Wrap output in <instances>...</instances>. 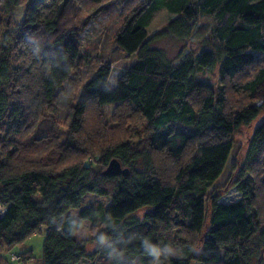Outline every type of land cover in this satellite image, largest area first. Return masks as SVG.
Listing matches in <instances>:
<instances>
[{
    "label": "trees",
    "instance_id": "trees-1",
    "mask_svg": "<svg viewBox=\"0 0 264 264\" xmlns=\"http://www.w3.org/2000/svg\"><path fill=\"white\" fill-rule=\"evenodd\" d=\"M85 1L105 2L29 0L13 31L3 34L0 26V264L8 262L3 248L23 244L42 227L47 233L40 263L78 264L89 256L75 237L85 220L104 224L97 238L110 264L157 256L173 232L172 245L182 256L170 264H251L264 247V229L261 247H249L261 227L254 176L243 171L212 194L209 211L206 195L224 171L235 131L264 112V0H139L115 35L119 49L137 53L136 61L113 88L111 66L104 63L78 96L71 91L60 143L55 120L44 111L58 110L63 85L82 57L74 24L81 20L80 9L89 15ZM22 2L1 0V7L15 17ZM163 9L176 17L150 37L147 27ZM201 16L215 19L212 33L220 49H203L176 62L152 46L156 36L186 40ZM217 66L219 91L196 81L198 72ZM110 105H117L116 125H107L101 115ZM121 105L129 112L116 115ZM127 124L129 138L141 139V152L140 143L115 132ZM263 146L264 120L254 130L248 159ZM153 154L176 161V172L161 175ZM91 156L103 169H95ZM115 158L129 169L126 176L104 174ZM88 194L108 197L110 204L83 208ZM146 207L143 218L135 216ZM72 210H79L77 217ZM207 217L199 249L175 242L181 239L178 228L200 233Z\"/></svg>",
    "mask_w": 264,
    "mask_h": 264
},
{
    "label": "rangeland",
    "instance_id": "rangeland-1",
    "mask_svg": "<svg viewBox=\"0 0 264 264\" xmlns=\"http://www.w3.org/2000/svg\"><path fill=\"white\" fill-rule=\"evenodd\" d=\"M28 1L29 0H23L20 5L21 7L17 10V15L11 17L3 12L0 0V26L3 34L13 31V29L16 28L18 22L22 20L25 9L24 7ZM138 1L139 0H105L103 3H88L85 1L84 4L87 7V11L89 10V15L85 14V12L80 9L81 20L75 21L74 26L81 42L82 57L78 62L76 70L63 85V92L61 94L63 100L58 102L57 113L53 112L52 109L44 111V114L47 117H52L55 120V130L53 131L54 135L60 138V140L57 139L60 143L63 141L67 132L68 122L64 105L67 102L66 100L70 96L71 91H75L78 96L83 85L95 74L97 68L104 63L111 66V74L108 84L109 87L113 88L122 73L136 61L137 53L128 55L119 49L115 43V35L122 24L124 17L131 12ZM175 17V14H172L165 9L157 11L154 14L150 25L147 27L148 35L154 37ZM214 25L215 19L213 17L201 16L193 23L192 34L186 40L181 41L169 35L156 36L154 40H152V46L163 50L169 59L175 60L176 62L179 58H182L185 55H196L203 49H213L216 51L220 49L221 43L213 37L212 29ZM258 59L261 61L263 55L258 54ZM196 81L204 83L214 91H219V67L217 66L213 70L198 72L196 74ZM116 107L117 105H110L101 108L103 121L107 125H116V122L112 118ZM35 111L39 112V106H36ZM128 112L129 111L125 110L123 105H121L119 109H117L116 115H121V113L127 114ZM263 120L264 112L262 111L257 119L250 125L241 126L235 131L232 136L233 149L224 171L221 176L211 184L206 195V204L209 211L210 197L212 194L222 192L228 186L232 185L241 176L243 171L254 176L256 182L255 210L258 213V218L261 223L260 231L254 235L249 242V247L254 249L261 247L263 236H260V232L264 229V146L253 158L248 159V155L254 130ZM119 126H123L121 121ZM127 127H129V124H127L125 128L117 127L115 132H117L118 135H122L123 138L127 137L131 143H140L141 146L136 148V150L141 152L144 149L142 146L143 143L140 142L141 139L138 137L129 138L130 131L127 130ZM90 128H93V125L89 126V129ZM43 142L44 141H41L39 146H43ZM59 145L60 144L58 143L57 147ZM91 157L95 163V169H103L99 166L98 157ZM152 161L155 164V167H157L158 172L165 177H171L177 170V162L164 155L153 154ZM137 162L139 166H143L144 158L142 157V159H139ZM110 201L111 199L108 197L88 194L84 197L83 208L97 203H102L104 206H108ZM148 210L149 209L146 207L138 211L135 216L141 219ZM78 212L79 210H72L70 213L72 216L77 217ZM208 220L209 218L207 217L204 231L197 234H189L182 228H178L179 233H175H177L181 239L178 241L175 240V242H181L182 244L187 243V245H189L194 251L199 249L207 231ZM103 229L104 224L101 222L92 224L87 220L83 221L82 226L77 229L75 234L76 240L84 247L86 253L89 255L78 264H110V258L100 253L101 244L97 235ZM46 233L47 227H42L40 233L31 236L23 244L11 249L3 248L1 250V255L6 257L8 260L7 264H41V246ZM173 234L174 232L165 237V245L163 246L162 244L157 256L138 257L133 263L170 264L171 259L182 256L179 247H177L178 245L176 247L172 245V243H174V240L172 239H175ZM14 254L18 256L20 255L21 258L16 261L11 260L10 257ZM190 264L203 263L191 260ZM251 264H264V247L261 249L259 257L256 256L251 258Z\"/></svg>",
    "mask_w": 264,
    "mask_h": 264
},
{
    "label": "water",
    "instance_id": "water-1",
    "mask_svg": "<svg viewBox=\"0 0 264 264\" xmlns=\"http://www.w3.org/2000/svg\"><path fill=\"white\" fill-rule=\"evenodd\" d=\"M129 173V169L128 168H123L120 161L118 159H112L106 170L104 171L105 175H111V176H115V175H123L126 176Z\"/></svg>",
    "mask_w": 264,
    "mask_h": 264
},
{
    "label": "built area",
    "instance_id": "built-area-1",
    "mask_svg": "<svg viewBox=\"0 0 264 264\" xmlns=\"http://www.w3.org/2000/svg\"><path fill=\"white\" fill-rule=\"evenodd\" d=\"M3 212H4V208L2 206H0V214H2ZM10 259L13 261H16V260L20 259V255L18 256V255L14 254L10 257Z\"/></svg>",
    "mask_w": 264,
    "mask_h": 264
}]
</instances>
